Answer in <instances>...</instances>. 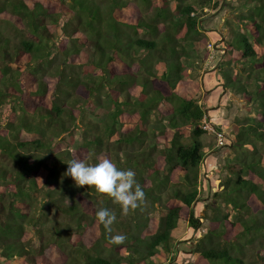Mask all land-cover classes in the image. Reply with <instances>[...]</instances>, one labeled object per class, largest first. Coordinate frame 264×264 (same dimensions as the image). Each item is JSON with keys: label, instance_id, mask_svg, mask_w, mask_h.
<instances>
[{"label": "trees", "instance_id": "obj_1", "mask_svg": "<svg viewBox=\"0 0 264 264\" xmlns=\"http://www.w3.org/2000/svg\"><path fill=\"white\" fill-rule=\"evenodd\" d=\"M174 1L0 0V264H169L179 219L204 232L191 264H264V0H239L242 30L224 41L222 88L243 95L249 113L229 127L233 163L202 217L193 205L206 108L187 66L209 54L199 12L233 5ZM104 157L158 198L152 233L143 205L122 215L63 176L71 159ZM51 206L64 221L48 220ZM100 207L116 213L112 234L124 244L108 242Z\"/></svg>", "mask_w": 264, "mask_h": 264}, {"label": "rangeland", "instance_id": "obj_2", "mask_svg": "<svg viewBox=\"0 0 264 264\" xmlns=\"http://www.w3.org/2000/svg\"><path fill=\"white\" fill-rule=\"evenodd\" d=\"M189 1L196 5L198 0ZM225 1H230L233 6L227 7L221 5L218 9L206 7L202 12H199L201 18L200 24L206 36L203 44H201L204 50L202 52L209 51V54L205 59H202L201 57L194 59L193 62L191 60L192 64L187 67H194V69H188L187 72L190 80L198 81L200 83L198 94L200 99L199 102L206 108V112L211 121L218 125V127L223 128L224 132L230 134V128L234 123L235 117H243L248 114L249 111L246 99L243 95L241 96L231 90L222 88L221 80L219 78V67H222L220 66L221 60L223 56L226 58L228 57V53L224 48L225 38H230L231 28H233V32L236 30H242V28L237 25L235 17V13L238 12L235 7L239 5V0ZM44 3L46 5L55 6L57 5L58 0H44ZM170 6L172 9L176 7L174 0H170ZM120 16L124 15L120 12ZM52 31L55 33L56 30L53 28ZM223 67H225V65H223ZM159 110L160 108H158V111ZM126 113L131 119H136L135 113ZM162 113L159 112L157 117L152 116L151 120L153 121L154 118L157 119ZM152 126L153 125L150 127ZM77 139L78 137H76V140ZM201 141L204 145L203 153L206 164L205 166L200 165L199 168L200 196L193 205L194 215L197 217H202L204 215V211L207 210L208 201L212 199L210 198L212 191L217 190L219 180L226 175L227 165L233 163V151L229 149V146L220 148L216 147L213 133L205 132L201 136ZM234 153L235 160L239 151L234 150ZM249 153L250 151L245 149L239 153L238 158L244 156L247 157L249 156ZM39 199H41V197H39ZM157 201L158 198L152 195L143 204V208L149 209L151 213L150 218H152L150 221L151 224L146 229V233H152L155 230L156 226L154 224L156 223V218L162 213V211H159L160 209L154 210L151 207V203L157 204ZM161 201L162 205L166 203V194H162ZM34 207L37 206L34 205ZM47 211L48 212L46 213L49 221H64L65 217L62 216L55 207L51 206ZM203 223L206 224L205 219ZM202 227L205 228L204 226ZM203 233L204 232L200 234L198 229L193 230L186 221L179 219L177 226L171 233L170 245L173 248V251L168 256L170 257L169 261H171L169 264H191L196 255L195 252H193L195 244ZM176 249H178V251L175 253ZM172 255L174 256L173 258H171ZM154 261L160 264V262L164 261V257L159 256L155 258Z\"/></svg>", "mask_w": 264, "mask_h": 264}, {"label": "clouds", "instance_id": "obj_3", "mask_svg": "<svg viewBox=\"0 0 264 264\" xmlns=\"http://www.w3.org/2000/svg\"><path fill=\"white\" fill-rule=\"evenodd\" d=\"M204 116L209 119L216 129L224 131L221 127L217 128L218 125L211 121L206 110ZM224 133L230 139L229 133ZM230 145L231 140L230 143L222 147ZM215 146L220 148L216 143ZM205 164V158L203 157L200 165L205 166ZM63 176L70 177L75 182L76 187H94L96 192L107 195L114 203L120 205L122 215H127L130 210H136L146 202V194L136 180L135 171L130 168L120 169L107 157L101 158L94 164L87 163L83 159H71L67 162V169L63 173ZM95 216L107 232L109 243L114 245H122L125 243L127 237L124 234H112V225L117 219L114 211L100 207L95 212Z\"/></svg>", "mask_w": 264, "mask_h": 264}, {"label": "built area", "instance_id": "obj_4", "mask_svg": "<svg viewBox=\"0 0 264 264\" xmlns=\"http://www.w3.org/2000/svg\"><path fill=\"white\" fill-rule=\"evenodd\" d=\"M201 127L203 130L212 132L214 134L215 143L217 146L222 147L230 143V139L227 137L224 131L216 129L206 116H204L201 121Z\"/></svg>", "mask_w": 264, "mask_h": 264}]
</instances>
